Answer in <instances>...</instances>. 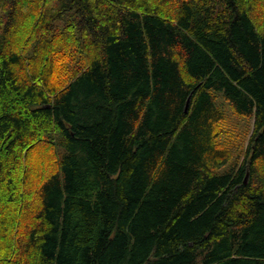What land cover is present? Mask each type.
I'll return each instance as SVG.
<instances>
[{"label": "trees", "instance_id": "obj_1", "mask_svg": "<svg viewBox=\"0 0 264 264\" xmlns=\"http://www.w3.org/2000/svg\"><path fill=\"white\" fill-rule=\"evenodd\" d=\"M0 264H264V0H0Z\"/></svg>", "mask_w": 264, "mask_h": 264}, {"label": "water", "instance_id": "obj_2", "mask_svg": "<svg viewBox=\"0 0 264 264\" xmlns=\"http://www.w3.org/2000/svg\"><path fill=\"white\" fill-rule=\"evenodd\" d=\"M189 103H190V99H189L188 102H187V105H186V111H187L188 108H189ZM248 179H249V173H248L247 176H246L245 182H247Z\"/></svg>", "mask_w": 264, "mask_h": 264}]
</instances>
